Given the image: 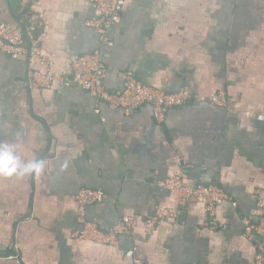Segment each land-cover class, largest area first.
Segmentation results:
<instances>
[{
    "label": "crops",
    "instance_id": "crops-1",
    "mask_svg": "<svg viewBox=\"0 0 264 264\" xmlns=\"http://www.w3.org/2000/svg\"><path fill=\"white\" fill-rule=\"evenodd\" d=\"M33 7L38 43L53 51L56 72L72 75L76 58L100 50L108 91L119 93L129 71L193 98L157 123L149 106L96 107L78 83L30 85L26 60L0 51V144L21 165L44 164L39 173L0 175V264H255L258 238L244 236L243 219L264 188V0H126L112 45L88 25L90 0H33ZM18 9L0 0V22L17 24ZM220 91L226 108L200 101ZM173 176L218 186L237 205L220 204L213 229L204 205L189 203L180 220L148 234L143 221L175 204L157 185ZM83 188L106 195L86 207L89 220L106 230L128 215L134 234L116 245L77 239ZM133 247L140 262L127 254Z\"/></svg>",
    "mask_w": 264,
    "mask_h": 264
},
{
    "label": "built area",
    "instance_id": "built-area-1",
    "mask_svg": "<svg viewBox=\"0 0 264 264\" xmlns=\"http://www.w3.org/2000/svg\"><path fill=\"white\" fill-rule=\"evenodd\" d=\"M19 10L27 11L17 24L0 22V51L13 58H24L27 62V78L30 85L40 88H52L56 84L80 86L93 98L95 106L105 104L109 109L133 112L142 106H149L157 123L165 120L170 110L186 106L193 98L186 89L176 92H165L143 84L131 72L120 75L122 90L119 93L108 91L104 87L106 65L100 50L83 54L73 62L72 75L56 72L52 65L54 53L38 43L37 32L40 28L39 14L34 10L33 0H14ZM94 5L95 18L88 22L99 34L101 40L113 44L110 36L111 28L120 22L126 0H90ZM211 105L226 108L228 97L224 91L200 99ZM96 112H98L96 110ZM250 117V113H247ZM258 120L263 125L264 116ZM158 187L174 196L175 204L171 207H160L148 216L142 223V229L152 234L157 226L165 221H178L184 214V208L189 203L204 205L208 215V225L217 228V207L225 201H233L228 193L215 185L193 186L181 176H173L157 182ZM105 193L100 189H81L77 195L78 214L81 228L74 236L80 240H88L100 245H116L122 236H132L138 227L136 220L123 215L116 224L108 229L100 228L86 216V207L97 204L105 199ZM234 205L237 202L233 201ZM244 236L249 240L258 238L256 243L255 264H264V188L257 191L256 206L252 217H245ZM136 247L128 251L136 262L141 259L135 255ZM16 258V257H14ZM17 259V258H16Z\"/></svg>",
    "mask_w": 264,
    "mask_h": 264
},
{
    "label": "clouds",
    "instance_id": "clouds-1",
    "mask_svg": "<svg viewBox=\"0 0 264 264\" xmlns=\"http://www.w3.org/2000/svg\"><path fill=\"white\" fill-rule=\"evenodd\" d=\"M43 168V161H29L28 163L21 165L11 152L10 146L0 144V175L39 173Z\"/></svg>",
    "mask_w": 264,
    "mask_h": 264
},
{
    "label": "trees",
    "instance_id": "trees-1",
    "mask_svg": "<svg viewBox=\"0 0 264 264\" xmlns=\"http://www.w3.org/2000/svg\"><path fill=\"white\" fill-rule=\"evenodd\" d=\"M27 11H21L18 9V11L16 12L17 15V20L21 19V17H23V15L27 14Z\"/></svg>",
    "mask_w": 264,
    "mask_h": 264
}]
</instances>
